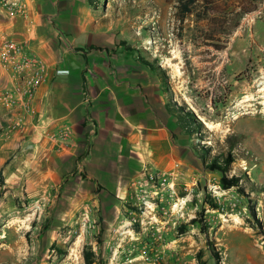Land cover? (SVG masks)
I'll use <instances>...</instances> for the list:
<instances>
[{"label":"rangeland","instance_id":"1","mask_svg":"<svg viewBox=\"0 0 264 264\" xmlns=\"http://www.w3.org/2000/svg\"><path fill=\"white\" fill-rule=\"evenodd\" d=\"M76 2L118 58L160 82L188 149L174 173L148 170L105 226L99 216L67 237L34 222L0 227V264H216L214 254L264 264V0H213L184 19L179 0ZM222 177L239 182L225 188Z\"/></svg>","mask_w":264,"mask_h":264},{"label":"crops","instance_id":"2","mask_svg":"<svg viewBox=\"0 0 264 264\" xmlns=\"http://www.w3.org/2000/svg\"><path fill=\"white\" fill-rule=\"evenodd\" d=\"M83 6L26 0L24 17L0 15V47L6 38L25 43L48 67L36 118L23 135L0 138V227L34 222L66 228L67 237L99 216L105 226L107 216L122 217V201L140 191L148 170L171 174L183 163L187 136L160 82L118 58ZM8 87L0 67V91ZM6 115L0 106V120Z\"/></svg>","mask_w":264,"mask_h":264},{"label":"built area","instance_id":"3","mask_svg":"<svg viewBox=\"0 0 264 264\" xmlns=\"http://www.w3.org/2000/svg\"><path fill=\"white\" fill-rule=\"evenodd\" d=\"M25 1L0 0V15L24 17ZM0 67L9 77V87L0 91V106L7 111L6 117L0 120V138L13 133L23 135L27 124L36 118L34 99L47 80L48 67L25 43L7 38L0 47ZM54 73L68 74V70L58 68Z\"/></svg>","mask_w":264,"mask_h":264},{"label":"trees","instance_id":"4","mask_svg":"<svg viewBox=\"0 0 264 264\" xmlns=\"http://www.w3.org/2000/svg\"><path fill=\"white\" fill-rule=\"evenodd\" d=\"M213 5V0H179V13L182 17V19H184L185 17L187 16H192L195 12L196 9H198L199 7L201 8H205V10H207V12L209 11V6H212ZM240 12L241 13H248L250 12L249 10L248 11H245V9H240ZM213 18V17H211ZM213 21V19H212ZM239 25V21L235 23L234 27H238ZM191 115V121H192V124L195 125V124H199L198 127L199 128H202V124L194 119L193 115ZM201 126V127H200ZM229 142V141H228ZM229 149H233L235 147V145H233L232 143H229L228 145ZM233 161V157L231 155V153L229 152L226 156V158L223 159V163L224 165H221L219 164L216 160H212L210 162V170H218V171H223V168L228 166L231 162ZM222 184L225 188H228V187H231V186H237L239 180L238 178H231V179H227L225 177H222ZM214 258L216 260V264H219V257L217 254H214ZM86 260H87V257H86Z\"/></svg>","mask_w":264,"mask_h":264},{"label":"bare ground","instance_id":"5","mask_svg":"<svg viewBox=\"0 0 264 264\" xmlns=\"http://www.w3.org/2000/svg\"><path fill=\"white\" fill-rule=\"evenodd\" d=\"M263 90L262 89H259L258 92H262ZM207 126H210V123L209 122H205Z\"/></svg>","mask_w":264,"mask_h":264}]
</instances>
